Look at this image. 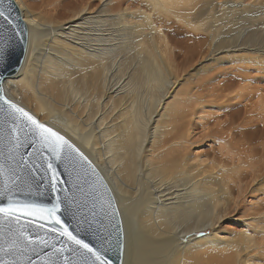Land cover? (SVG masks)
<instances>
[{
	"label": "bare ground",
	"instance_id": "bare-ground-1",
	"mask_svg": "<svg viewBox=\"0 0 264 264\" xmlns=\"http://www.w3.org/2000/svg\"><path fill=\"white\" fill-rule=\"evenodd\" d=\"M16 1L26 49L3 92L99 172L121 264H264V117L241 104L249 67L264 73V0ZM219 76L230 94L199 99ZM210 106L223 143L206 157L189 147Z\"/></svg>",
	"mask_w": 264,
	"mask_h": 264
},
{
	"label": "snow or ice",
	"instance_id": "snow-or-ice-1",
	"mask_svg": "<svg viewBox=\"0 0 264 264\" xmlns=\"http://www.w3.org/2000/svg\"><path fill=\"white\" fill-rule=\"evenodd\" d=\"M15 21L11 3L0 0V73L9 67L15 44L23 35V30ZM0 114V264H36L28 253L47 247L52 248L50 257L63 258L62 264H75L64 255L66 251L85 257L82 264H109L102 256L101 250L69 231L61 219V215L68 210L66 204L68 207L75 205L77 208L79 204L76 203L74 192L70 193L69 189L58 187L65 182L57 179L60 173L53 161L57 165H64L66 171L75 173L76 181L73 187L77 188L81 195H85L84 184H87V194L93 197V206L90 209L93 216L97 201L106 215L115 218L118 214L112 199H104L107 189L92 162L65 135L6 99L2 89ZM21 136L32 139L33 151L28 157L19 156ZM5 149L7 156L4 155ZM33 156L43 159L47 171L52 173L48 183L51 192L56 193V196L51 204L20 198L21 194L25 197L30 194L43 195V192L33 193L29 182L36 169L43 167L29 163V158ZM37 187L40 185L37 184ZM100 189H104V192L101 193ZM61 192L64 193L63 196L59 194ZM108 209L111 210L110 213ZM41 231L43 235L40 234ZM62 238H66L67 242L76 247H65ZM53 241H60L61 247L57 248ZM43 264H61V261L43 259Z\"/></svg>",
	"mask_w": 264,
	"mask_h": 264
},
{
	"label": "water",
	"instance_id": "water-1",
	"mask_svg": "<svg viewBox=\"0 0 264 264\" xmlns=\"http://www.w3.org/2000/svg\"><path fill=\"white\" fill-rule=\"evenodd\" d=\"M5 2L11 3L12 15L16 18L15 22L19 24L20 29L23 30V35L15 44L13 57L9 67L5 71L0 73V89L2 90H3L2 87L3 80L7 76L15 74L20 68V65L24 57V53L26 49V41H27V28L22 19L18 5L14 0H5ZM3 95L6 99L10 100L5 96L4 92ZM12 102L15 103L14 101ZM25 110L30 112L27 109ZM0 121H2V114H0ZM21 140H22V146L19 149V156L28 157V154L33 151L32 139L30 137L28 139H25L23 136H21ZM4 155L7 156L6 149L4 150ZM19 156L17 158H19ZM29 163L33 165H43L42 168L36 169L32 180L29 181L31 183L33 193L43 192V195L30 194L27 197H25L24 194H21L20 198L34 199L38 203H43V204L53 203L55 201L56 193L51 192L50 184L48 183V181H50L51 179L52 173L47 171V165L43 163V159L36 158L35 156H33L29 158ZM53 164L57 167V171L60 173L57 179L65 182L63 184L58 185V187L69 189L70 193L74 192L77 198L76 203L79 204V208H77L75 205L68 207L66 204L65 207L68 208V210L61 215V219L64 221L65 225H67L69 231H72L75 235H78L81 239H84L86 242H89L98 250H101L102 256L109 262V264H121L122 250H123V229L119 214H117L115 218H111L110 215H106L105 212L101 210L100 202L97 201L95 208V216H93L92 211H90V209L93 206L92 204L93 197L87 194L88 193L87 184H84L85 195H81V193L77 190V188L73 187V184L76 181L75 173L71 172V170L66 171L64 165H57L55 161H53ZM97 173L99 174L98 171ZM99 176L101 177L100 174ZM37 184H39L40 187H37ZM104 185L105 188L107 189L106 195H104V199L107 200L108 198H111L113 202V206L117 210L113 196L105 182ZM100 192L103 193L104 189H100ZM59 194L61 196L64 195L63 192ZM107 211L108 213L111 212L110 209H108ZM40 234L43 235V231H41ZM62 239L65 241V245H64L65 247L67 248L76 247L75 245H72L70 242H67L66 238H62ZM53 243H55L57 248L61 247L60 241H53ZM51 252H52V248L47 247V248H42L37 252H30L28 253V256H30L31 260L36 261V264H43V259H59L62 264L63 258L50 257L49 253ZM64 255L67 256L70 261L75 262V264H82V261L85 259V257H82L78 253H73L71 251H66Z\"/></svg>",
	"mask_w": 264,
	"mask_h": 264
},
{
	"label": "rangeland",
	"instance_id": "rangeland-1",
	"mask_svg": "<svg viewBox=\"0 0 264 264\" xmlns=\"http://www.w3.org/2000/svg\"><path fill=\"white\" fill-rule=\"evenodd\" d=\"M16 3H17V1L16 0H14ZM33 1H35V2H38V0H33ZM201 1V2H200ZM202 1L203 0H199V2L200 3H202ZM18 4V3H17ZM38 5H39V3H38ZM19 6V5H18ZM20 8V7H19ZM200 59H195V60H193V64L195 65V69L196 70H198V71H201V69H199V67H200V62H197V61H199ZM203 62V61H202ZM206 62H209V61H205L204 60V63H206ZM233 65H236L235 63H229V64H223V65H220L218 68H224V67H231V66H233ZM249 69H251V71H248L249 73H250V75H252V77H251V79L249 80V83H247L248 85H247V89H245L246 91H242V96L243 97H241V104L244 106V108H246L247 109V112H246V115H252L251 117L254 119H259L260 120V118H261V115L264 117V104H263V102H264V73L263 72H257L258 70H256L254 67H249ZM254 69V70H253ZM202 73H203V71L199 74V76H195L193 79H191V80H189L190 82L191 81H193V80H195L196 78H198V77H200L201 75H202ZM212 73H214V71L213 70H210V72H207V74H204V76H202V77H205V76H207V75H210V74H212ZM263 73V75H261ZM255 74H257L256 76H255ZM222 79V76H219L218 77V79L215 81V79L213 80V82H212V80H209V81H207L206 80V83H205V81L203 82V83H200V85H201V87H200V89H199V91H200V94H204V95H201V97H199V99H204V100H210V99H213L214 97H216V93L218 94L217 96H219V93L221 92V93H228V94H230V92H231V90H226V91H221V88H220V85L219 84H217L218 83V81L219 80H221ZM257 78V79H256ZM210 82H212V83H210ZM246 82H248V81H245V82H240V85H243L244 83H246ZM252 84V85H251ZM194 85V84H193ZM180 87V86H179ZM183 87V86H182ZM262 87V88H261ZM240 88V86L239 85H236V88H234V89H239ZM195 90H198L197 88H195ZM209 90V91H208ZM211 91V92H210ZM251 92V93H250ZM254 92V93H253ZM215 93V94H214ZM246 94V95H245ZM255 94V95H254ZM210 95V96H209ZM245 95V96H244ZM254 95V96H253ZM213 96V97H212ZM250 96V97H249ZM205 97V98H204ZM249 97V98H248ZM199 99L196 101V104H198L199 103ZM262 100V101H261ZM243 101V102H242ZM259 101V102H258ZM256 102H258V103H256ZM254 103V104H253ZM263 104V105H262ZM213 105H216V103H214ZM248 105H249V107H248ZM242 106V107H243ZM260 107V108H259ZM250 108V109H249ZM252 108V109H251ZM258 108V109H257ZM249 109V110H248ZM260 109V110H259ZM250 111V112H249ZM32 112V111H31ZM254 112H255V114H254ZM263 112V113H262ZM33 113V112H32ZM205 113H209V115L208 116H210V117H203L204 119H202V117L201 116H206L207 114H205ZM219 113H221L220 111H218L216 108H214V107H212V106H210V107H206L205 109H204V111H203V115L202 114H200L199 115V117H200V119L199 120H195V122L193 123V126L194 127H192V134H193V138L194 139H196V140H193V144H191L190 145V147H189V149L192 151V153L194 154V153H198V152H200V151H202V152H204V154L206 155V157H209L210 156V154L213 152V151H215V150H217V149H219V147H217V146H221V144L223 143V142H218V141H220L219 139L220 138H218V137H220L219 136V134H217L218 135V137H217V135L215 134V132L212 134V132H210V133H208L209 131H210V129H212V128H215V129H217L218 128V126L215 124L216 122V120H217V122L219 121H222V119L224 120V116L222 115V116H220L219 115ZM34 114V113H33ZM258 114V115H257ZM35 115V114H34ZM212 115V116H211ZM213 115H219V116H217L216 118L213 116ZM36 116V115H35ZM37 117V116H36ZM212 117H214V118H212ZM257 117H259V118H257ZM38 118V117H37ZM39 119V118H38ZM220 119V120H219ZM40 120V119H39ZM203 120V121H202ZM206 120V121H205ZM210 120H212V121H210ZM258 120V121H259ZM40 121H42V120H40ZM205 121V122H204ZM42 122H44V121H42ZM211 122V123H210ZM201 123V124H200ZM222 123H223V121H222ZM222 123H220V125L222 124ZM196 124V125H195ZM205 126H204V125ZM214 125H215V127H214ZM214 129V130H215ZM206 131V132H205ZM208 131V132H207ZM205 133V134H204ZM208 133V134H207ZM214 135V136H213ZM216 135V136H215ZM207 137V138H206ZM215 138V139H214ZM217 140V141H216ZM214 144V145H213ZM220 144V145H219ZM210 145V146H209ZM253 146H255V144H252ZM212 146V148H210ZM249 200H251V201H257V199H251V198H249V197H247V199H246V201H249ZM225 225H227V227H228V225H234V224H231V222H227V224H225ZM238 227H242V226H240V225H238ZM202 234H204V232H197L196 233V235L195 236H200V235H202Z\"/></svg>",
	"mask_w": 264,
	"mask_h": 264
}]
</instances>
